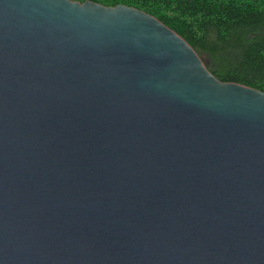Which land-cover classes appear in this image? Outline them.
<instances>
[{
    "label": "water",
    "instance_id": "obj_1",
    "mask_svg": "<svg viewBox=\"0 0 264 264\" xmlns=\"http://www.w3.org/2000/svg\"><path fill=\"white\" fill-rule=\"evenodd\" d=\"M0 264H264V91L137 7L0 0Z\"/></svg>",
    "mask_w": 264,
    "mask_h": 264
},
{
    "label": "trees",
    "instance_id": "obj_2",
    "mask_svg": "<svg viewBox=\"0 0 264 264\" xmlns=\"http://www.w3.org/2000/svg\"><path fill=\"white\" fill-rule=\"evenodd\" d=\"M91 1L127 4L156 16L182 35L218 78L264 91V0Z\"/></svg>",
    "mask_w": 264,
    "mask_h": 264
}]
</instances>
